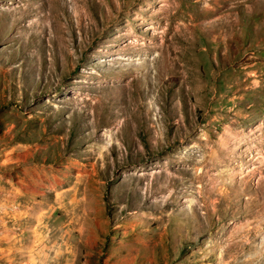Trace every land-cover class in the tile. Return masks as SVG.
I'll use <instances>...</instances> for the list:
<instances>
[{
  "label": "rangeland",
  "instance_id": "374dc122",
  "mask_svg": "<svg viewBox=\"0 0 264 264\" xmlns=\"http://www.w3.org/2000/svg\"><path fill=\"white\" fill-rule=\"evenodd\" d=\"M0 264H264V0H0Z\"/></svg>",
  "mask_w": 264,
  "mask_h": 264
}]
</instances>
